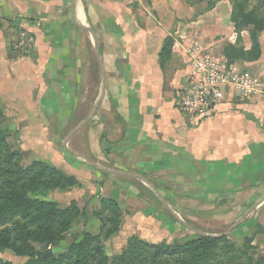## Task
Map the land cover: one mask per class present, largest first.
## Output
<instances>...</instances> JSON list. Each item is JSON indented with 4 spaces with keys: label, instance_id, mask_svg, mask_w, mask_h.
I'll list each match as a JSON object with an SVG mask.
<instances>
[{
    "label": "crops",
    "instance_id": "obj_1",
    "mask_svg": "<svg viewBox=\"0 0 264 264\" xmlns=\"http://www.w3.org/2000/svg\"><path fill=\"white\" fill-rule=\"evenodd\" d=\"M210 1L0 0V107L21 119L14 132L29 138L31 150L67 159L62 165L81 178L83 191L92 184L100 201L121 204L131 235L137 228L149 242H182L193 233L168 217L179 211L195 225L227 226L243 243L252 236L251 255L261 258L264 95L239 98L229 89L206 117L179 107L192 74L186 47L198 42L225 59L235 35L218 15L200 26L217 8L208 10ZM19 32L28 39L22 56ZM212 32L225 36L220 54L205 39ZM262 38L258 61L233 65L264 80ZM75 129L70 144L84 140L87 149L55 157L58 140L66 144Z\"/></svg>",
    "mask_w": 264,
    "mask_h": 264
},
{
    "label": "trees",
    "instance_id": "obj_2",
    "mask_svg": "<svg viewBox=\"0 0 264 264\" xmlns=\"http://www.w3.org/2000/svg\"><path fill=\"white\" fill-rule=\"evenodd\" d=\"M215 5L211 0L208 10H212ZM231 22L235 35L226 40L223 48L228 64L258 61L262 56L259 36L264 32V18L246 11V3H236ZM172 44V39L168 38L160 54L161 59L168 60ZM1 116L0 112V118ZM9 136L7 130L0 128V224L22 216L34 224L35 229L21 225V236L18 238L20 242L13 237L11 229L3 230L0 233V252L12 250L18 256L27 258L25 264H169V258L176 255L187 257L177 264H211L210 257L215 247L223 243L231 244L228 236L213 237L193 233L192 237L182 242L164 241L154 244L133 239L126 252L107 255L105 247L97 242L98 236L84 232L74 236L75 241L66 255L55 257L53 248L67 238L61 235L62 230L68 228L65 226L67 221L76 216H86V211L80 212L76 206L61 209L54 202L41 200L36 196L44 195L49 188L66 191L74 186L83 188V185L77 177L54 166L33 163L28 169H23L19 166L22 156L12 152L6 144ZM101 204L102 207L95 210L94 216L103 222L104 235L109 240L121 229L120 215L115 219L110 218L113 226L106 228L103 213L109 206L116 209L118 203L102 199ZM252 243V236L246 238L241 249L247 256L246 264H264V257L254 260L250 255ZM0 264H3L1 259Z\"/></svg>",
    "mask_w": 264,
    "mask_h": 264
},
{
    "label": "rangeland",
    "instance_id": "obj_3",
    "mask_svg": "<svg viewBox=\"0 0 264 264\" xmlns=\"http://www.w3.org/2000/svg\"><path fill=\"white\" fill-rule=\"evenodd\" d=\"M203 1L204 0H191V3H202ZM213 3H216V10L209 12L207 15L205 13L204 17H202L200 26H211V21H216L217 17L215 15H218V17L221 16L220 18H218L221 27L227 30L228 27L232 26L231 12H234L236 3H246V11H252L257 16L264 18V0H213ZM212 33L213 34L211 36H206L205 39L213 45V51L220 54L222 53V41L225 36H219L218 34L215 35L214 32ZM261 36L263 37L262 40L264 42V32L260 33L259 37L261 38ZM217 40L220 42H216ZM27 41V36L22 32H19L16 36L15 48L17 49V53L19 56H22V54H24V52L26 51ZM262 88L264 90V85L262 86ZM3 109L4 108L0 107V112L2 114L0 118V128L7 130L10 133V136L6 140L8 148L12 152H17L22 156L19 164L20 167H22L23 169H28L33 163H41L54 166L63 170L69 175L75 176L73 174V171H71L66 165H62H70L67 162V159H44V156L48 155V152L47 149L43 148V141L42 143H40V147L43 149H34L35 151L31 150V146L29 145V138L23 137V135L19 134L18 132H14L15 125L20 123L21 119L19 117L10 115L5 116ZM17 119L19 120V122H16ZM50 134H54V131ZM66 148H68V154H71V152H78L79 150L84 151L87 149L84 140L80 145L76 139L73 140L71 144L70 140L66 144H64V139H61L58 140L57 148L54 149L57 152H55L54 154L55 157H58L60 152L63 153V149L65 150ZM86 158L89 160L92 159V157H90L89 155L85 156V159ZM78 180L80 181L81 178H78ZM95 189L96 187L92 184H89L85 191H83V188H80L78 186H74L66 191H61L59 189L51 190L49 188L44 195L42 194L36 196L41 200L54 202L61 209H69L76 206L80 212H82L83 210L86 211V216H76L75 218H72V220L67 221L65 226L68 228H66V230L63 229L61 233V235H65L67 238L58 246L53 248V254L55 255V257L59 258L62 255H66L68 252V248L75 241L74 236L82 234L84 232H88L93 236H98L97 242L105 247L107 255L126 252L130 248L133 239L147 241L145 240V236L139 233L140 231H138L137 228H133V235H131L130 230L126 229L125 225L127 224V222L124 220L126 216L124 210H122L121 204H118V207L116 209L114 206H109L103 213V220L106 221V228L113 226L110 218L115 219L118 214L120 215L119 220L121 222V229L119 233L109 240L106 239L103 230V222L94 216L95 210L97 211L102 207L101 201L99 200V198H97L98 195H96L97 191L95 192ZM99 191L100 188H98V192ZM94 192L95 194L93 195L92 193ZM169 216L173 219L174 217L177 218L185 227L189 229V231H191V233L204 234L205 232H210V235H224L228 232H231V230L228 231L229 227L227 226H219L218 224L205 225L203 221H197L195 225L193 222H191V215L189 216L188 213L172 211L169 213L168 217ZM24 224L27 225L29 229H35V225L30 223L28 219L23 218L22 216H16L9 222H3L0 224V233L7 228L11 229L13 237L16 238L18 242H20V240L18 239L21 236L20 226ZM60 229H62V227H60ZM225 236H228L231 244L223 243L215 247L210 257L211 264H246L247 256H245L243 251L241 250L245 244V240L243 243L242 240L239 239L238 233H228ZM252 247L253 250L256 249L254 245ZM253 250H251L250 255L253 253ZM186 258V256L176 255L174 258H169V264H177L178 262L184 261ZM0 259L2 260L3 264H25L27 261V258L18 256L15 252L8 249L0 252ZM258 259V257L254 258V260Z\"/></svg>",
    "mask_w": 264,
    "mask_h": 264
},
{
    "label": "built area",
    "instance_id": "obj_4",
    "mask_svg": "<svg viewBox=\"0 0 264 264\" xmlns=\"http://www.w3.org/2000/svg\"><path fill=\"white\" fill-rule=\"evenodd\" d=\"M186 53L192 74L190 87L179 105L184 114L208 116L229 89L239 98L264 95V80L229 65L223 57L198 42L187 46Z\"/></svg>",
    "mask_w": 264,
    "mask_h": 264
},
{
    "label": "water",
    "instance_id": "obj_5",
    "mask_svg": "<svg viewBox=\"0 0 264 264\" xmlns=\"http://www.w3.org/2000/svg\"><path fill=\"white\" fill-rule=\"evenodd\" d=\"M88 30L92 33V30L90 29V27H88ZM98 53V56H99V52H97ZM100 57V56H99ZM90 118H91V116H89L80 126H82V125H84L85 123H87L89 120H90ZM79 126V127H80ZM78 127V128H79ZM77 128V129H78ZM77 129H75V131H73L72 133H71V135L69 136V138L67 139V141H66V143L69 141V139L73 136V134L77 131ZM75 155H77V156H79L80 157V155H78L77 153H75V152H73ZM91 165H93V166H95V167H100L99 166V164H97V163H90ZM228 233H230V232H228ZM228 233H226V234H224V235H212L213 237H222V236H225V235H227ZM201 235H208V234H201Z\"/></svg>",
    "mask_w": 264,
    "mask_h": 264
}]
</instances>
